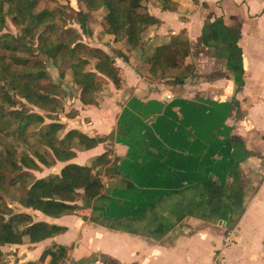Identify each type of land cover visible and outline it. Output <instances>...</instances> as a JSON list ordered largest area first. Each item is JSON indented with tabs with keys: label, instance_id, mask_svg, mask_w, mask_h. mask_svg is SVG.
<instances>
[{
	"label": "crops",
	"instance_id": "0c3cea01",
	"mask_svg": "<svg viewBox=\"0 0 264 264\" xmlns=\"http://www.w3.org/2000/svg\"><path fill=\"white\" fill-rule=\"evenodd\" d=\"M164 1H146L158 21L146 26L142 48L93 34V46L121 48L122 85L109 80L97 104H84L72 81L73 113L55 121L61 136L78 129L103 141L32 172L45 177L108 153L104 188L94 198L80 189L78 208L60 216L19 203L34 221L65 227L29 242L43 245L36 258L57 244L82 263L102 255L103 264H211L220 253V264H264V0ZM178 34L191 68L182 82L174 80L181 68L153 73L146 60Z\"/></svg>",
	"mask_w": 264,
	"mask_h": 264
},
{
	"label": "trees",
	"instance_id": "16d2710c",
	"mask_svg": "<svg viewBox=\"0 0 264 264\" xmlns=\"http://www.w3.org/2000/svg\"><path fill=\"white\" fill-rule=\"evenodd\" d=\"M40 1L0 0V133L5 129L4 135L23 138L28 146L20 154L14 146L11 148L12 145L8 150H0V191L10 193L11 198L25 207L50 216H60L78 208L76 200L81 195L80 189L90 198L102 192L101 167L109 164L110 159L108 153H103L91 164L69 162L59 173L40 178L32 172L40 170L42 165L49 167L57 161H68L76 155L75 148H91L103 141V137H91L78 129H70L61 136L64 125L55 121L57 117L11 108L17 103L16 96L19 95L42 111L50 112L52 99L48 93L54 84L42 83L48 77L45 61L32 54V50L27 51L25 39L28 35L35 37L39 52L59 67L65 66L61 63L70 61L73 82L80 89L79 97L84 104H97L102 86L110 80L120 87L122 78L115 56L81 40L80 33L74 28L59 31L53 19L55 12L45 5L38 7ZM146 1L78 0L84 6L78 12L83 26L87 10L104 7L107 10L103 19L105 33L114 35L115 40H125L132 48H142V33L146 26L158 21L150 14ZM163 6L169 7V1H164ZM7 16L20 26L22 34L1 33ZM188 52L187 39L178 34L171 45L157 47L146 60L151 68H163L165 73L171 68H181L174 80L182 82L191 72V68L184 64ZM90 58L95 59L94 69L87 68ZM46 117L52 121L45 123ZM27 133L35 140L26 141L23 136ZM9 174L12 176L9 177ZM64 230V226L34 221L31 214L15 211L0 194V258L1 247L5 244L38 242ZM66 252L65 246L55 244L43 250L39 258L50 256V263L57 264Z\"/></svg>",
	"mask_w": 264,
	"mask_h": 264
},
{
	"label": "rangeland",
	"instance_id": "374dc122",
	"mask_svg": "<svg viewBox=\"0 0 264 264\" xmlns=\"http://www.w3.org/2000/svg\"><path fill=\"white\" fill-rule=\"evenodd\" d=\"M46 6L49 9H52L55 14H54V21L56 23V28L59 31H62L63 29L66 28H74L80 33L81 40L86 42L87 44L93 46V34H96L95 36H99L100 31H104V27L99 26L97 27V24L95 22H99L103 19L101 18L102 15L105 13L106 14V9L104 7H100L95 11L93 14V10H87L86 13H88L86 19H84V25L82 26V17L80 15V12H78L80 9H83L84 6L81 2H78V0H42L38 4V7ZM101 8L105 9V12L101 10ZM104 14V15H105ZM102 29V30H101ZM98 30V32H97ZM2 32H8V33H13L15 35H20L21 29L20 26L15 25L11 18L9 16L6 17L5 24L2 28ZM100 32V33H99ZM105 32V31H104ZM26 42V49L27 51L32 50V54L38 55L39 58L43 59L45 61V66L48 71V77L44 78L42 80L43 84H54V87L51 92L48 93V96L52 99L50 102L49 106V111H42L41 108L33 105L32 103L27 102L24 98L20 97L19 95L16 96L17 98V103L15 106L11 108H20L23 109L24 111H36L40 113H44L47 115H50L52 118H59V113L62 112L61 116L64 115V113H73L74 108L72 109V104L74 103L73 101L70 103H66V98L69 96L70 99L75 97L77 95V88L75 85L72 83L73 78L70 70V61L67 60V62L61 63L62 65L65 66H57L53 63V60L51 58H48L46 55L42 54L39 52L38 49V40L35 37H32L28 35L25 39ZM107 52V51H106ZM166 52V51H165ZM168 53V52H167ZM26 54V53H25ZM30 54V57L32 56ZM110 54V53H109ZM123 52L121 51V48L115 49L112 51L111 56L113 57H121ZM125 58V57H124ZM94 63L95 59L90 58L89 65L87 66L88 69H94ZM155 68H150L151 71L154 73ZM162 72H164V69L161 68ZM62 73V74H61ZM68 74V76H67ZM153 78L158 77L155 76L154 74ZM72 79V80H71ZM109 81V80H108ZM107 81V83H108ZM107 83L104 84L102 87H106ZM55 101V102H54ZM72 109V110H70ZM62 117H60L61 120ZM45 123H48L50 119H47ZM6 130H2L0 133V150H8V147L11 146V148L14 146V148L17 150V153L20 154L21 151L24 148H27L24 140L22 139H17L13 135H4ZM24 139L26 138V141H33L32 136H30L29 133L23 136ZM26 146V147H25ZM12 176V174H9V177ZM0 194L4 197L5 201H7L11 206H13L14 210H23L21 205L19 204L18 201L14 200L11 198V194H3L0 191ZM8 215H6V218ZM25 239H27L25 237ZM85 239V238H84ZM83 241L85 242L86 240ZM23 245L19 246H10V247H5L2 248V255L0 258V264H51L50 263V256L46 257L45 259H40L39 257L36 258L35 255L38 254L39 250L41 249V244H38L36 246H33L31 243L26 242L22 243ZM96 246V241L94 242ZM4 246V245H3ZM66 254H69L66 252ZM65 254V255H66ZM93 254V252H92ZM64 255V256H65ZM105 257L108 259H111V255L107 254L104 252ZM63 256V257H64ZM63 257H61L58 261H60ZM102 255L98 256V259L100 260V264H103V260L100 259L102 258ZM118 264H123L121 261H119Z\"/></svg>",
	"mask_w": 264,
	"mask_h": 264
},
{
	"label": "built area",
	"instance_id": "2783aa9c",
	"mask_svg": "<svg viewBox=\"0 0 264 264\" xmlns=\"http://www.w3.org/2000/svg\"><path fill=\"white\" fill-rule=\"evenodd\" d=\"M233 233L232 232H228L227 235H225L224 237V246H227L229 244H231L232 240H233ZM221 261V254L220 253H216L213 257V261L211 264H220ZM57 264H98V263H93V262H89V263H82L79 262L73 255L71 254H66L60 261H58Z\"/></svg>",
	"mask_w": 264,
	"mask_h": 264
}]
</instances>
